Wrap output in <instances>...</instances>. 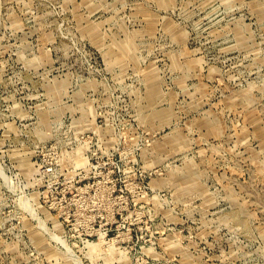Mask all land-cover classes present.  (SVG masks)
<instances>
[{
	"label": "rangeland",
	"instance_id": "rangeland-1",
	"mask_svg": "<svg viewBox=\"0 0 264 264\" xmlns=\"http://www.w3.org/2000/svg\"><path fill=\"white\" fill-rule=\"evenodd\" d=\"M0 264H264V0H0Z\"/></svg>",
	"mask_w": 264,
	"mask_h": 264
}]
</instances>
